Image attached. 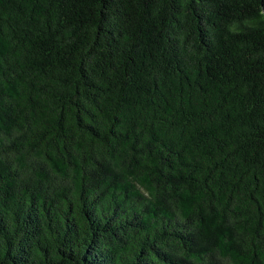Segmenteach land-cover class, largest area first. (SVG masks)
Masks as SVG:
<instances>
[{"label": "trees", "instance_id": "1", "mask_svg": "<svg viewBox=\"0 0 264 264\" xmlns=\"http://www.w3.org/2000/svg\"><path fill=\"white\" fill-rule=\"evenodd\" d=\"M0 264H264V0H0Z\"/></svg>", "mask_w": 264, "mask_h": 264}]
</instances>
